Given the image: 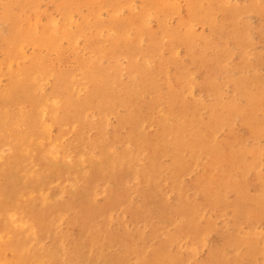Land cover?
<instances>
[{
	"label": "rangeland",
	"instance_id": "obj_1",
	"mask_svg": "<svg viewBox=\"0 0 264 264\" xmlns=\"http://www.w3.org/2000/svg\"><path fill=\"white\" fill-rule=\"evenodd\" d=\"M96 1L0 0V46H2L0 49V92H2L0 93L2 94L0 96V105H2L0 106V119L8 115L4 119L10 120L21 117V114L25 112L32 113L34 111L30 95L27 93H15L14 95L11 93L10 96L8 90H10L11 76L20 77L19 73H23L28 68L35 70L32 77L34 76L36 81L41 80L37 81L40 84V92L39 90L34 92L33 96L44 97L45 102L48 103L55 101L56 107L52 103L50 106L58 110L57 116H61V111L65 108V101L62 96L66 94L67 88L66 83L61 81L59 76L71 74L74 77V91L82 89L80 98L87 100L86 97L92 95V84L96 83L93 81L95 70L92 71L91 69L97 66L98 71L101 69L103 72L101 74L102 72L99 71V76H115L116 80L118 79L109 96L119 95V89L124 88L126 84L131 85L132 89L130 90L132 91L140 89V97L131 95L129 99L132 101L130 104L132 103L131 105L134 106L135 114L133 113V115L139 117L140 126L143 129L139 127V132L132 134L133 121L131 120L133 115L129 108L130 105L124 102L120 105V102L117 103L113 100L115 98H111L108 102H113L115 109L112 108L111 112H105L103 102L100 99L95 97V100L92 98L93 101L90 99V102L94 103L87 116L93 125L95 124V127L93 126L94 130L91 128L88 132L89 141H86L83 134L78 131V127L71 123L62 126L55 124L50 128L52 141L47 144V147H43L47 150L51 149L52 154L46 153L42 148L36 151L23 147L24 150H22L20 146H17L16 155L23 159L22 162L21 159L18 160L17 156H15L17 159L15 163L5 166L4 162H0V168H4V170H0V205L5 203L7 196L8 204L15 202L13 205H9L12 211H18L20 214L25 213L23 209L19 208L18 200L12 198V193L20 180L18 176H21L25 172L24 170L30 166L28 168L33 169L34 173L31 172V177L26 180V183L42 187L39 189L41 192L38 193L47 194L50 191L47 195L51 196L54 202H52L51 208L47 209L52 214L57 215L55 212H58L59 218L66 214L60 218V221L64 223L62 224V231H64V226L67 223L71 221L77 223L80 217H86V211H80V209L91 207L98 213L95 223V226L99 227L97 230H100L98 235L96 230L92 229L82 240V238L78 239L75 236L78 233L75 231L73 237L65 239L69 253L68 259H71L69 262L66 258L67 264H124L127 262L128 264H264V206L261 205L260 208V203H264V136H257L264 134L261 127L264 122V108L263 111L261 109L260 111L259 109L256 110L258 108L256 103L264 100V0H165V4L161 2L162 0ZM69 16L71 19L66 21V17ZM14 19H19L21 31L29 32L37 40L18 41L16 51L13 53L11 52L13 48L11 43L15 39L14 31H16ZM53 23H55L53 34L55 40L50 38L49 42V38L45 37V31ZM32 31H35L36 34ZM69 38L71 39L69 40ZM88 39L90 40L87 41ZM69 41L70 43H68ZM88 42L92 43L93 46L91 47ZM57 43L60 46H57ZM95 45L103 48L104 54L100 48L96 49ZM93 47L95 50L92 49ZM101 54L102 56L99 58L98 55ZM22 63L26 65H22ZM145 63H147L146 66ZM7 64L11 66L8 65L7 68ZM132 66L137 67L138 70L136 72L129 71ZM142 67L146 68L144 70L149 71L151 76L154 74L152 78L157 82V89L154 92H145L146 90L142 87L145 85L143 75L145 77L147 75ZM153 68L156 73H154ZM158 68L162 69L159 70ZM104 69L107 73L104 72ZM46 70L53 72V76L49 72L46 74ZM133 74L136 75L133 77ZM119 84H122L120 88ZM170 93L179 97L174 104L168 100ZM7 94L11 99H6ZM134 99L137 102H134ZM62 102L63 105H61ZM115 103H117L116 107ZM233 105H238L239 111L231 114L229 108ZM45 107H41V110L46 113L47 119H50L49 107ZM124 107L125 110H123ZM115 111L119 113H115ZM104 113L108 116H105ZM121 115H124V120H122ZM217 115L226 118L223 122H219L216 119ZM93 116L96 117L93 118ZM2 119L0 121H3ZM100 119L102 121L106 119L110 125L108 124L104 128L103 133L106 134L103 139L98 136L101 142L94 144L92 137L96 136L95 130L97 124L101 123ZM20 123V129L23 132L25 125ZM128 123L131 125L129 126ZM175 126L189 130L186 134L183 133L187 146H177L174 134L170 135L169 138L172 139L168 138V142L163 141L162 131L171 132ZM194 134L198 136L197 139ZM61 136L63 137L61 138ZM56 139L59 141H55ZM60 143L62 144L60 145ZM49 144L53 145H51L52 148ZM83 145L87 147L85 148ZM126 145L131 146H127V151ZM1 147H3L1 148L2 151L8 150L4 145ZM110 148L112 149L109 151ZM160 152L162 153L160 154ZM222 153H232L238 167H230L228 163L222 160H219V164L215 165L214 161L218 160ZM199 154H203L202 157ZM180 157L182 158L180 159ZM79 158L80 160H78ZM53 159L58 163L54 164ZM77 160L80 163V170L71 168V165ZM41 166L48 172L43 171ZM84 168H87V171ZM6 169L9 171L15 169V172L7 173L5 172ZM168 169L170 170L168 171ZM19 172L22 173L19 174ZM184 173H186V177ZM14 174L17 176L12 179ZM23 176L24 174L22 178ZM120 177L121 179H118ZM66 179L70 181L68 182ZM111 180H115V183ZM124 181L128 182L129 186ZM48 183L51 186H48ZM168 183L171 186H168ZM114 184L119 187L114 186ZM185 185L188 187L186 188ZM212 191L213 193H211ZM94 192L99 193L97 194L98 197L95 195L96 200ZM85 194L89 197L88 201L87 198L85 199ZM42 201V198L36 195L32 201L30 200L26 204L31 205L32 203V206L42 210ZM139 202H142L140 203L142 205ZM113 209H116L114 214L112 213ZM239 210L241 211L239 212L240 215L238 214ZM242 212H244V216H242ZM258 213H261L259 218H257ZM110 219L112 220L110 221ZM64 220L67 221L64 222ZM73 228L76 230V225ZM145 229L146 231H143ZM109 235L110 239L108 240ZM91 246L93 247L90 248ZM130 246L131 249H129ZM190 246L194 247L191 248ZM135 250L137 254L139 253V257L136 256ZM83 259L86 260V263Z\"/></svg>",
	"mask_w": 264,
	"mask_h": 264
},
{
	"label": "bare ground",
	"instance_id": "obj_2",
	"mask_svg": "<svg viewBox=\"0 0 264 264\" xmlns=\"http://www.w3.org/2000/svg\"><path fill=\"white\" fill-rule=\"evenodd\" d=\"M70 1V0H69ZM97 1H99V0H97ZM96 1V2H97ZM161 2H163V4H165V0H162ZM95 4V3H94ZM100 4V3H99ZM97 5H98V3H97ZM96 8V7H95ZM79 9V8H78ZM189 9V8H188ZM215 10V9H214ZM38 11V10H37ZM208 11V10H207ZM196 12V11H195ZM80 13V12H79ZM196 14V13H195ZM38 15V14H37ZM83 16V15H82ZM84 17V16H83ZM88 17V16H87ZM198 17V16H197ZM198 18H200V17H198ZM66 21H69L70 19H71V16H69V17H66ZM15 21H14V23H15V27H16V31H14V35H15V39H14V41H12L13 43H11L12 45H13V48H12V50H11V52H15L16 51V48H17V46H16V44H17V42L19 41V42H22V41H26V40H33V41H36L37 39L35 38V37H33V35H31L29 32H25V31H21L20 29H19V19L17 20V19H14ZM38 20V19H37ZM227 20H229V19H227ZM22 21V20H21ZM148 21V20H147ZM133 22V21H132ZM24 23V22H23ZM22 23V24H23ZM21 24V25H22ZM32 25V24H31ZM54 25H55V23H53V24H50V26H48V28L46 29V31H45V37L46 38H49V42H50V38H53L54 37ZM75 25V24H74ZM31 28V27H30ZM102 28V27H101ZM37 29V28H36ZM81 29V28H80ZM33 30H35V29H33ZM30 32H31V30H30ZM33 32V31H32ZM42 32V31H41ZM33 33H35V31L33 32ZM32 33V34H33ZM44 33V32H43ZM36 34V33H35ZM66 34V33H65ZM69 34H71V33H69ZM13 35V36H14ZM38 35V34H37ZM84 35V34H83ZM88 35V34H87ZM97 35V34H96ZM69 37H70V35H69ZM73 37V36H72ZM93 37H94V35H93ZM90 38V37H89ZM91 38H92V36H91ZM95 38H96V36H95ZM94 38V39H95ZM54 39V38H53ZM68 38H66V40H67ZM71 38H69V40H70ZM40 40V39H39ZM55 40V39H54ZM64 40V39H63ZM73 40V39H72ZM75 40V39H74ZM90 39H88L87 41H89ZM57 41V40H56ZM56 41H54V42H56ZM68 41V40H67ZM93 42H94V40H92ZM118 42H119V40H117ZM11 42V41H10ZM54 42H52V43H54ZM24 43V42H23ZM38 43V42H37ZM68 43H70V41L68 42ZM6 44V43H5ZM4 44V45H5ZM35 44V43H34ZM48 44V43H47ZM76 44H77V42H76ZM86 44V43H85ZM88 44H90V42H88ZM92 44V43H91ZM90 44V46L92 47L93 45H91ZM95 44V43H94ZM23 45V44H22ZM22 45H20V46H22ZM28 45V44H27ZM32 45V44H31ZM36 45V44H35ZM54 45V44H53ZM57 46H60V44L58 45V43L56 44ZM75 45V44H74ZM119 45V44H118ZM117 45V46H118ZM6 46V45H5ZM71 46V45H70ZM89 46V47H90ZM1 47L2 46H0V49H1ZM6 47H9V46H6ZM12 47V46H11ZM45 47V46H44ZM49 47V46H48ZM78 47H79V45H78ZM86 47H87V45H86ZM94 47H96V45L94 46ZM94 47L92 48V49H94ZM113 47V46H112ZM116 47V46H115ZM21 48V47H20ZM47 48V47H46ZM52 48V47H51ZM54 48V47H53ZM57 48V47H56ZM55 48V49H56ZM88 48V47H87ZM97 48H100V47H96V49ZM8 49V48H7ZM55 49H53L54 51H55ZM101 49V48H100ZM103 49V48H102ZM101 49V50H102ZM58 50V49H57ZM84 50H85V48H84ZM95 50V49H94ZM3 51V50H2ZM1 51V52H2ZM22 51V50H21ZM20 51V52H21ZM66 51V50H65ZM73 51H74V49H73ZM79 51V50H78ZM87 51H89V50H87ZM86 51V52H87ZM91 51H93V50H91ZM98 51H99V49H98ZM103 51V50H102ZM110 51H111V49H110ZM3 52H5V51H3ZM19 52V53H20ZM95 52V51H94ZM26 53V52H25ZM78 53V52H77ZM7 54V53H6ZM11 54V53H10ZM16 54V53H15ZM21 54V53H20ZM39 54V53H38ZM52 54V53H51ZM54 54V53H53ZM67 54V53H66ZM71 54V53H70ZM92 54V53H91ZM103 54H104V51H103ZM79 55V54H78ZM12 56V55H11ZM18 56V55H17ZM43 56V55H42ZM85 56V55H84ZM87 56V55H86ZM102 56V54L99 56L98 55V57L100 58ZM35 57V56H34ZM88 57H89V55H88ZM88 57H87V59H88ZM113 57V56H112ZM159 58H160V56H158ZM4 58H5V56H4ZM8 58V57H7ZM26 58V57H25ZM32 58V57H31ZM36 58V57H35ZM41 58H43V57H41ZM8 59H10V58H8ZM29 59V58H28ZM57 59V58H56ZM70 59H71V57H70ZM83 59V58H82ZM82 59H80V60H82ZM95 59H96V57H95ZM104 59V58H103ZM127 59V58H126ZM15 60V59H14ZM17 60V59H16ZM35 60V59H34ZM33 60V61H34ZM37 60V59H36ZM91 60V59H90ZM100 60H102V59H100ZM100 60H99V62H100ZM119 60H120V58H119ZM11 61V60H10ZM9 61V62H10ZM27 61V60H26ZM95 61V60H94ZM98 61V60H97ZM103 61V60H102ZM109 61H110V59H109ZM112 61V60H111ZM133 61V60H132ZM147 61V60H146ZM7 62H8V60H7ZM15 62V61H14ZM36 62V61H35ZM40 62V61H39ZM47 62V61H46ZM77 62V61H76ZM83 62V61H82ZM87 62V61H86ZM99 62H97V63H99ZM135 62H137V61H135ZM6 63V62H5ZM17 63H18V61H17ZM31 63H33V62H31ZM92 63V62H91ZM104 63V62H103ZM147 63H149V62H147ZM147 63H145V66H146V64ZM3 64V63H2ZM1 64V65H2ZM10 64V63H9ZM9 64H7V68L9 67V66H11V65H9ZM24 63H22V65H23ZM28 64V63H27ZM61 64V63H60ZM64 64V63H63ZM74 64V63H73ZM82 64V63H81ZM5 65V64H4ZM9 65V66H8ZM21 65V66H22ZM26 64H24V66H25ZM31 65V64H30ZM34 65H35V63H34ZM70 65V64H69ZM89 65V64H88ZM133 65V64H132ZM17 66V65H16ZM20 66V67H21ZM61 66V65H60ZM79 66V65H78ZM83 66H84V64H83ZM90 66H91V64H90ZM99 66H100V64H99ZM104 66V65H103ZM102 66V67H103ZM130 66V65H129ZM144 66V67H145ZM148 66V65H147ZM4 67V66H3ZM6 67V66H5ZM36 67V66H35ZM55 67V66H54ZM63 67V66H62ZM71 67V66H70ZM97 67V66H96ZM96 67H94V68H96ZM105 67H106V65H105ZM104 67V68H105ZM124 67V66H123ZM149 67V66H148ZM152 67V66H151ZM150 67V68H151ZM6 68V69H7ZM12 68V67H11ZM15 68H18V67H15ZM41 68V67H40ZM48 68V67H47ZM59 68V67H58ZM80 68V67H79ZM82 68H84V67H82ZM87 68V67H86ZM91 69L92 71H94L95 70V72L93 73V75H95L94 76V78H93V81L94 82H96L95 84H92L93 85V89H91V91H92V95L91 96H87L86 98H87V100H82L80 97H81V93H82V89H79V90H77V91H74V87H73V79H74V77L71 75V74H66V75H60L59 76V79H61V81H63V82H65L66 83V88H67V92H66V94H64L62 97L64 98V101H65V108L61 111V116L60 115H56V112H58V110H56L54 107H52V106H50L51 105V103L54 105L55 104V101L54 102H45V98L43 97V98H41V97H35V96H33V93L34 92H37L38 90H39V92H40V84L39 83H37V81H36V78H34V76L32 77V75H33V73H34V71L35 70H33V69H31V67H30V69L31 70H29V68L28 69H26V70H24L23 71V73L21 72V73H19L20 75V77H17L16 75H14V76H11V85H9V88H10V90H8V91H10V96H11V93H13V95L16 93V94H20V93H22L23 94V92L24 93H27L28 95H30V101L32 102V104H33V106H34V111L32 112V113H23V114H21L22 116L21 117H15L14 119H12L11 118V116H10V120H5L4 118H6V117H4L2 120L3 121H0V162L2 163V162H4V164H5V166H6V164H11V163H15V160H17V159H15V156H17L16 155V148H17V146H20V148H22V150H24L23 149V147L24 148H27V149H29V150H36V151H38V149L39 148H42L46 153H48V154H52V151H50V150H47V149H44L43 147H47V144L49 143V142H51L52 141V137H51V131H50V128H52V126H54L55 124L56 125H68L69 123H71L72 125H74L75 127H78V131L81 133V134H83V136H84V139L86 140V141H89L88 140V137H89V130L95 125H93V122H91L89 119H88V116H87V114H88V111H90L91 110V108H93V103L92 102H90V99H92V98H97V99H100L101 100V102H103V108H104V110H105V112H111L112 111V108H114L113 106H114V103L113 102H108V100L110 99L111 100V98H115V99H113L114 101H116L117 103L118 102H120V105L121 104H123L122 102H124L125 104H127V105H130V111H131V114L133 115V113H134V106H132L131 104H130V102H132V101H130V99H129V97L132 95V96H136V97H140L139 95L141 94L140 93V89L139 90H136V91H132V90H130V89H132L131 88V85L129 84V85H125L124 86V88H121V89H119L120 91H119V95H116V94H113V95H111V96H109L110 95V93H111V91H113L114 90V84H116V82H117V80H116V78H115V76L114 77H102V76H99V71H100V73L102 72L101 71V69H99V71H98V68H96V69ZM143 68V67H142ZM14 69V68H13ZM38 69V68H37ZM36 69V70H37ZM43 69V68H42ZM66 69V68H65ZM85 69V68H84ZM103 69V68H102ZM144 69H146V68H143V70ZM149 69V68H148ZM154 69V68H153ZM159 70H161L160 68H158ZM1 70V69H0ZM50 70V69H49ZM49 70H46V74H49V73H51V71H49ZM58 70V69H57ZM73 70V69H72ZM106 69H104V72L105 73H107L106 71H105ZM132 70V72H136L138 69H137V67H135V66H132L131 67V69L129 70V71H131ZM150 70V69H149ZM156 70H157V68H156ZM7 71V70H6ZM59 71V70H58ZM79 71V70H78ZM83 71V70H82ZM90 71V70H89ZM140 71V70H139ZM145 71V70H144ZM154 71H155V69H154ZM15 72V71H14ZM18 72V71H17ZM40 72H43V71H41L40 70ZM49 72V73H48ZM56 72V71H55ZM63 72H64V70H63ZM63 72H62V74H63ZM79 72H81V71H79ZM123 72H125V71H123ZM157 72H158V70H157ZM44 73V72H43ZM42 73V74H43ZM58 73H60V72H58ZM76 73V72H75ZM83 73V72H82ZM143 73V72H142ZM145 74H147L146 75V77L143 75V83L145 84V85H143L142 87H143V89L144 90H146L145 92H148V93H150V92H154V90L155 89H157V86H156V84H157V82H156V80H154V78H152L153 77V75L151 76V73L149 72V71H145L144 72ZM154 73H156V71L154 72ZM162 73V72H161ZM3 74V73H2ZM1 74V75H2ZM4 74H5V72H4ZM8 74H9V72H8ZM8 74H6V75H8ZM16 74V73H15ZM53 74V72L51 73V75ZM74 74V73H73ZM87 74V73H86ZM101 74H103V72L101 73ZM136 74H138V73H136ZM136 74H133V77H134V75H136ZM56 75V74H55ZM54 75V76H55ZM85 75V74H84ZM105 75V74H104ZM138 75H140V74H138ZM163 75V74H162ZM3 76V75H2ZM36 76V75H35ZM46 76V75H45ZM53 76V75H52ZM56 76H58V75H56ZM109 76H110V74H109ZM161 76V75H160ZM6 77V76H5ZM86 77V76H85ZM117 77V76H116ZM121 77H124V76H121ZM126 77V76H125ZM129 77V76H128ZM142 77V76H141ZM156 78H157V76H155ZM167 77V75L165 76V78ZM8 78H10V77H8ZM56 78V77H55ZM58 78V77H57ZM105 78V79H104ZM119 78V77H118ZM135 78H136V76H135ZM159 78H161V77H159ZM43 79H45V78H43ZM51 79V78H50ZM88 79V78H87ZM90 79H91V77H90ZM128 79V78H127ZM41 80V79H40ZM39 80V81H40ZM57 80V79H56ZM122 80V79H121ZM158 80H160V79H158ZM166 80V79H165ZM38 81V82H39ZM58 81V80H57ZM120 81V80H119ZM118 81V82H119ZM42 82V81H41ZM59 82V81H58ZM76 82V81H75ZM162 82V81H161ZM45 83V82H44ZM102 83H105L104 85H100V84H102ZM123 83H125V82H123ZM122 83V84H123ZM127 83V82H126ZM129 83V82H128ZM163 83V82H162ZM165 83V82H164ZM122 84H119V88H120V85H122ZM168 84H169V82H168ZM167 84V85H168ZM6 85H7V83H6ZM76 85V84H75ZM81 85V84H80ZM83 85H84V83H83ZM86 85H88V84H86ZM96 85V86H95ZM124 85V84H123ZM134 85V84H133ZM132 85V86H133ZM1 86V85H0ZM45 86V85H44ZM113 86V87H112ZM166 86V85H165ZM5 87V86H4ZM43 87V86H42ZM87 87V86H86ZM116 87V86H115ZM134 87V86H133ZM142 87H140V88H142ZM3 88V87H2ZM7 88V87H6ZM61 88H62V86H61ZM90 88V87H89ZM138 88V87H137ZM4 89V88H3ZM118 89V88H117ZM5 90V89H4ZM44 90V89H43ZM3 91V90H2ZM132 91V92H131ZM141 91H143V90H141ZM4 92H6V90L4 91ZM170 92H172V91H170ZM0 93H2V92H0ZM7 93V92H6ZM41 93H43V92H41ZM116 93V92H115ZM121 93V94H120ZM159 94V93H158ZM46 95V94H45ZM47 95H48V93H47ZM46 95V96H47ZM143 95V94H142ZM151 95V94H150ZM155 95V94H154ZM0 96H2V94H0ZM8 94L6 95V99H11V97H10ZM84 96V95H83ZM5 97V96H4ZM15 97V96H14ZM152 97V96H151ZM151 97H150V99H151ZM48 98H49V96H48ZM95 98H94V100H95ZM178 98L179 97H177L176 95H174L173 93H170L169 94V101L170 102H172L173 104L178 100ZM14 99V98H13ZM12 99V100H13ZM55 99V98H54ZM58 100V99H57ZM56 100V101H57ZM135 100V99H134ZM143 100V99H142ZM141 100V101H142ZM14 101V100H13ZM53 101V100H52ZM91 101H93V99L91 100ZM144 101V100H143ZM142 101V102H143ZM8 102V101H7ZM57 102H59V101H57ZM61 102V101H60ZM99 102V101H98ZM134 102H137V100H135ZM133 102V103H134ZM149 102V101H148ZM147 102V103H148ZM162 102V101H161ZM2 103V102H1ZM117 103H115V107H116V104ZM152 103H155V102H152ZM11 104V103H10ZM58 104V103H57ZM60 104V103H59ZM112 106H111V105ZM257 105H258V108H256V110L257 109H259V111H260V109L263 111V108H264V100L262 99V101H259L258 103H256ZM9 105V104H8ZM16 105H18V104H16ZM15 105V106H16ZM61 105H63V102H62V104ZM0 106H2V105H0ZM14 106V107H15ZM19 106H21V105H19ZM24 106V105H23ZM28 106V105H27ZM45 106H48L49 107V110H50V119H47L48 117H46V113H44L43 112V110H41V107H45ZM55 106V105H54ZM5 107V106H4ZM12 107V106H11ZM56 107V106H55ZM59 107V106H58ZM120 107V106H119ZM122 107V106H121ZM2 109H3V107H1ZM13 108V107H12ZM11 108V109H12ZM20 108V107H19ZM24 108H26L25 106H24ZM101 108V107H100ZM159 108V107H158ZM1 109V110H2ZM45 109H46V107H45ZM55 109V110H54ZM115 109V108H114ZM121 109V108H120ZM230 111L229 112H231V114H232V112H235V111H239V107H238V105L236 106V105H233V106H230ZM5 110V109H4ZM9 110V109H8ZM21 110V109H20ZM30 110V109H29ZM41 110V111H40ZM123 110H125V107H124V109ZM3 111V110H2ZM45 111V110H44ZM158 111V110H157ZM261 111V112H262ZM6 112V111H5ZM9 112V111H8ZM21 112V111H20ZM96 112V111H95ZM99 112V111H98ZM119 113L118 111H115V113ZM258 112V111H257ZM7 113V112H6ZM5 113V114H6ZM123 113V112H122ZM125 113V112H124ZM7 114H9V113H7ZM60 114V113H59ZM94 114V113H93ZM105 114V116H108L106 113H104ZM135 114V113H134ZM160 114H162L161 112H160ZM111 115H113V114H111ZM115 115V114H114ZM127 115V114H126ZM122 116V118H123V116L124 115H121ZM96 117V116H95ZM94 116H93V118H95ZM101 117V116H100ZM114 117V116H113ZM116 117V116H115ZM114 117V118H115ZM147 117H149V116H147ZM92 118V119H93ZM99 118V117H98ZM117 118V117H116ZM133 118V119H132ZM132 120L131 121H133L132 123H133V127L131 128L132 129V134H136V133H138L139 132V127L140 128H142L141 126H140V119H139V117H137V116H132ZM226 118V117H225ZM225 118L224 117H222V116H220V115H217V117H216V119L217 120H219V122H223L224 120H225ZM0 119V120H1ZM9 119V118H8ZM126 119H128V118H126ZM148 119V118H147ZM215 119V118H214ZM101 120V119H100ZM116 120V119H115ZM122 120H124V118L122 119ZM144 120V119H143ZM150 120V119H149ZM148 120V121H149ZM227 121V120H226ZM19 122H21L20 124H24L25 125V127H24V131L23 132H21V129H20V126L21 125H19ZM98 122V121H97ZM64 123V124H63ZM119 123H120V120H119ZM130 123V122H129ZM129 123H128V125H129ZM229 123V122H228ZM22 124V125H23ZM108 121H106V119L104 120V121H102L101 120V123H99V124H97V129L95 130L96 131V136H93L92 138V140L95 142L94 144H96V143H98V142H101L98 138H100L101 137V139H103L104 137V135L106 134H104L103 133V130H104V128H106L107 126H108ZM142 124V123H141ZM224 124V123H223ZM107 125V126H106ZM110 125V124H109ZM116 125H117V123H116ZM131 125V124H130ZM129 125V126H130ZM143 125H144V122H143ZM115 126V125H114ZM113 126V127H114ZM120 126V125H119ZM118 126V127H119ZM124 126V125H123ZM145 126V125H144ZM223 126V125H222ZM225 126V125H224ZM228 126V125H227ZM95 127V126H94ZM110 127V126H109ZM112 127V126H111ZM117 127V128H118ZM261 127L263 128V130H264V122H263V125H261ZM22 128V127H21ZM125 128V127H124ZM150 128V127H149ZM155 128V127H154ZM170 128H172V127H170ZM58 129V128H57ZM93 129V128H92ZM113 129V128H112ZM143 129V128H142ZM153 129V128H152ZM94 130V129H93ZM145 130V129H144ZM58 131V130H57ZM92 131V130H91ZM106 131V130H105ZM108 131V130H107ZM116 132H118V130H115ZM126 131H127V129H126ZM147 131V130H146ZM187 131L189 132V130L186 128V129H184L183 127H181V126H175L174 128H173V130L171 131V132H169V131H167V130H163L162 131V137H163V141H166V142H168L167 140H169L170 138V135H175L176 137V143H177V146H179V147H184V146H187L186 145V139L183 137V133H187ZM149 132V131H148ZM52 133H53V131H52ZM56 133V132H55ZM70 133H71V131H70ZM109 134H110V132H108ZM113 133V132H112ZM220 133V132H219ZM76 134V133H75ZM79 134V133H78ZM119 134H121V133H119ZM154 134V133H153ZM221 134V133H220ZM53 135V134H52ZM68 135V134H67ZM94 135H95V133H94ZM122 135H124V134H122ZM121 135V136H122ZM127 135V134H126ZM55 136V135H54ZM64 136V135H63ZM63 136H61V138L63 137ZM98 136H100V137H98ZM107 136V135H106ZM154 136V135H153ZM192 136V135H191ZM215 136V135H214ZM257 136H264V134H261V135H257ZM112 137V136H111ZM124 137V136H123ZM129 137V136H128ZM194 137L197 139L198 138V136H196L195 134H194ZM79 138V137H78ZM169 138V139H168ZM216 138V137H215ZM215 138H213V139H215ZM258 138V137H257ZM121 139V138H120ZM172 139V138H171ZM170 139V140H171ZM217 139V138H216ZM62 140V139H61ZM60 140V141H61ZM107 140V139H106ZM54 141V140H53ZM55 141H59V139H56ZM66 141V140H65ZM83 141V140H82ZM152 141V140H151ZM216 141V140H215ZM33 142V143H32ZM62 142V141H61ZM117 142V141H116ZM129 142V141H128ZM32 143V144H31ZM56 143V142H55ZM79 143V142H78ZM119 143V142H118ZM123 143V142H122ZM126 143V142H125ZM233 143V142H232ZM236 143V142H235ZM53 144V143H52ZM51 144V145H52ZM62 143H60V145H61ZM93 144V145H94ZM146 144V143H145ZM166 144H168L169 145V143H166ZM190 144V143H189ZM5 146V147H7V151H2L1 150V148H3V147H1V146ZM50 145V144H49ZM50 145V146H51ZM59 145V144H58ZM130 145V144H129ZM129 145H126V147L127 146H129ZM142 145V144H141ZM156 145V144H155ZM159 145V144H158ZM157 145V146H158ZM235 145V144H234ZM243 145V144H242ZM53 146V145H52ZM52 146H51V148H52ZM55 146V145H54ZM85 148L87 147V146H85V145H83ZM89 146V145H88ZM112 146V145H111ZM119 146H121V145H119ZM124 146H125V144H124ZM133 146H135V145H133ZM145 146H147V144L145 145ZM165 146V145H164ZM172 146V145H171ZM49 147V146H48ZM116 147V146H115ZM118 147V146H117ZM125 147V148H126ZM129 147H131V146H129ZM155 147V146H154ZM174 147V146H173ZM238 147H240V146H238ZM57 148V147H56ZM60 148V147H59ZM58 148V149H59ZM79 148V147H78ZM120 148V147H119ZM167 148V147H166ZM49 149V148H48ZM95 149V148H94ZM93 149V150H94ZM112 148H110L109 149V151L111 150ZM115 149V148H114ZM141 149V148H140ZM144 149V148H143ZM179 149V148H178ZM177 149V150H178ZM181 149V148H180ZM184 149V148H183ZM186 149V148H185ZM28 150V151H29ZM42 150V151H43ZM61 150V149H60ZM128 150V147H127V149H126V151ZM137 150V149H136ZM158 150V149H157ZM161 150V149H160ZM191 150V149H190ZM204 150V149H203ZM21 151V150H20ZM55 151V150H54ZM63 151V150H62ZM88 151V150H87ZM86 151V152H87ZM92 151V150H91ZM95 151V150H94ZM140 151V150H139ZM180 151V150H179ZM22 152V151H21ZM24 152V151H23ZM35 152V151H34ZM59 152H61V151H59ZM67 152V151H66ZM114 152V151H113ZM137 152H138V150H137ZM146 152V151H145ZM148 152V151H147ZM146 152V153H147ZM154 152H155V150H154ZM169 152V151H168ZM201 152V151H200ZM262 152H263V150H262ZM43 153V152H42ZM55 153H57V152H55ZM129 153V152H128ZM127 153V154H128ZM157 153V152H156ZM156 153H154V154H156ZM162 152H160V154H161ZM179 153V152H178ZM253 153V152H252ZM61 154V153H60ZM66 154V153H65ZM87 154V153H86ZM93 154V153H92ZM91 154V155H92ZM115 154H117V153H115ZM130 154V153H129ZM158 154V153H157ZM166 155L168 154V153H165ZM176 155H177V153H175ZM175 154H173V155H175ZM184 154H185V152H184ZM33 155V154H32ZM39 155V154H38ZM38 155H36V156H38ZM46 155V154H45ZM94 155V154H93ZM134 155V154H133ZM140 155H141V153H140ZM147 155H149L150 156V154H147ZM163 155V154H162ZM161 155V156H162ZM199 155H201V154H199ZM203 155V154H202ZM202 155H201V157H202ZM30 156V155H29ZM59 156V155H58ZM69 156H70V154H69ZM73 156V155H72ZM81 156V155H80ZM82 156H83V154H82ZM85 156V155H84ZM126 156V155H125ZM124 156V157H125ZM185 156V155H184ZM192 156H194V155H192ZM208 156V155H207ZM39 157V156H38ZM37 157V158H38ZM45 157V156H44ZM97 157V156H96ZM111 157V156H110ZM116 157V156H115ZM118 157V156H117ZM145 157V156H144ZM187 157V156H186ZM248 157V156H247ZM259 157V156H258ZM17 158H18V156H17ZM25 158V157H24ZM27 158V157H26ZM32 158V157H31ZM36 158V159H37ZM51 158H52V156H51ZM69 158V157H68ZM67 158V159H68ZM72 158V157H71ZM112 158V157H111ZM122 158V157H121ZM126 158V157H125ZM128 158H129V156H128ZM133 158V157H132ZM156 158V157H155ZM160 158V157H159ZM158 158V159H159ZM174 158V157H173ZM182 157H180V159H181ZM193 158V157H192ZM255 158H256V155H255ZM263 158H264V156H263ZM20 159H21V157L20 158H18V160L20 161ZM34 159V158H33ZM35 159V160H36ZM41 159V158H40ZM39 159V160H40ZM43 159V158H42ZM41 159V160H42ZM55 159H56V157H55ZM55 159H53V162H54V164H56V163H58L57 161H55ZM57 159H58V157H57ZM70 159V158H69ZM68 159V160H69ZM73 159H74V156H73ZM82 159H83V157H82ZM99 159V158H98ZM122 159H124V158H122ZM130 159V158H129ZM134 159V158H133ZM144 159V158H143ZM261 159V158H260ZM259 159V160H260ZM45 160H47V159H45ZM66 160V159H65ZM67 160V161H68ZM78 160H80V158L78 159ZM75 161V163L73 164V165H71V168H74V169H77V170H80V168H79V166H80V163H79V161ZM128 160V159H127ZM135 160V159H134ZM153 160V159H152ZM186 160V159H185ZM219 160H222L223 162H226V163H228V165L230 166V167H238V164H237V162H236V160H235V157H234V155L232 154V153H230V154H226V153H222V155H220L219 156V159L218 160H216V161H214V164L215 165H217V164H219ZM253 160V159H252ZM258 160V161H259ZM23 161V159H21V162ZM29 161H30V159H29ZM31 161H33V160H31ZM73 161V160H72ZM113 161V160H112ZM111 161V162H112ZM117 161H118V159H117ZM142 161H144V160H142ZM141 161V162H142ZM175 161V160H174ZM179 160L177 159V162H178ZM181 161V160H180ZM205 161V160H204ZM39 162V161H38ZM62 164H63V162L62 161H60ZM74 162V161H73ZM82 162H84V161H82ZM114 163H116L115 161H113ZM137 162V161H136ZM151 162V161H150ZM176 162V163H177ZM183 162H185V161H183ZM189 162V161H188ZM192 162V161H191ZM260 162V161H259ZM26 163V162H25ZM25 163H23V164H25ZM34 164H35V162H33ZM132 163H133V161H132ZM170 163V162H169ZM186 163H187V161H186ZM255 163V162H254ZM261 163V162H260ZM28 164V163H27ZM34 164H32V165H34ZM84 164V163H83ZM113 164V163H112ZM128 164H130V163H128ZM174 164V163H173ZM180 164V163H179ZM184 164V163H183ZM188 164V163H187ZM192 164V163H191ZM19 165V164H18ZM26 165V164H25ZM45 165V164H44ZM115 165V164H114ZM133 165H134V163H133ZM132 165V166H133ZM136 165V164H135ZM185 165V164H184ZM260 165V164H259ZM39 166V165H38ZM45 166H47V165H45ZM65 166V165H64ZM66 166L67 167H69V165H67L66 164ZM111 166H113V165H111ZM119 166H120V163H119ZM118 166V167H119ZM130 166V165H129ZM177 166V165H176ZM182 166V165H181ZM190 166V165H189ZM196 166V165H195ZM194 166V168H196ZM207 166V165H206ZM257 166V165H256ZM262 166V165H261ZM26 167V166H25ZM28 167H30V166H28ZM27 167V169L26 170H24L23 172L24 173H22V172H19V174L20 173H22L21 174V176H18L19 178H20V180L18 181V185L14 188V190H13V193H12V198L14 199V200H18V202H19V204L21 205H19V208H21V209H23L24 211H25V213L24 214H20L18 211H12L11 209H10V206L9 205H13L15 202H12V203H9L8 204V202H7V199H6V197H5V203H2V205H0V264H67L66 263V258L68 259V249H67V247H66V244H65V239L66 238H68V237H73V234H75V231H78V233L77 234H75V236L76 237H78V239H81L82 238V240L84 239V237L88 234V232L89 231H91L92 229H94V230H96V233H97V235L99 234V231L97 230V228H99L98 226L96 227L95 226V223H96V218H97V211L96 210H94L93 208H91L90 206V208L89 209H80V211L81 210H84V211H86L85 212V214H86V217L85 216H82V217H80L79 218V221H77V223H73V221H71V222H69V223H67L65 226H64V231H62V224H64L62 221H60V218H63V217H61V216H64V215H66V214H64V212H63V214L64 215H61L60 216V218H59V214H58V212H55L57 215H55V214H52V212L50 211V210H48L47 208H51V206H52V202H54L53 201V199L51 198V196H48L47 194L50 192H48L47 194H45V193H38V192H41V190L39 191V189L40 188H42V187H39V186H37V185H35V184H29V183H26V180L27 179H29L30 177H31V172L33 171V169H30V168H28ZM135 167V166H134ZM35 168V167H34ZM41 168H42V170L43 171H45V172H48V171H46V169H44V167L43 166H41ZM110 168V167H109ZM112 168V167H111ZM123 168V167H122ZM137 168H139V166H137ZM170 168V167H169ZM174 168H175V166H174ZM189 168H191V167H189ZM203 168V167H202ZM201 168V169H202ZM25 169V168H24ZM36 169V168H35ZM85 169V168H84ZM87 169V168H86ZM85 169V170H86ZM129 169H131V168H129ZM134 169V168H133ZM187 169V168H186ZM193 169V168H192ZM192 169H189L190 171L192 170ZM206 169H208V168H206ZM247 169V168H246ZM0 170H4V168L2 167V168H0ZM111 170V169H110ZM114 170V169H113ZM140 170V169H139ZM138 170V171H139ZM170 169H168V171H169ZM188 170V171H189ZM205 170V169H204ZM213 170V169H212ZM217 170V169H216ZM264 170V169H263ZM84 171V170H83ZM87 171V170H86ZM134 171H135V169H134ZM141 171V170H140ZM165 171V170H164ZM185 171H187V170H185ZM184 171V172H185ZM193 171V170H192ZM206 171V170H205ZM248 171V170H247ZM252 171V170H251ZM5 172H7V173H14L15 172V169L12 171V169L9 171V169H6L5 170ZM37 172V171H36ZM54 172V171H53ZM82 172V171H81ZM173 172V171H172ZM194 172V171H193ZM198 172V171H197ZM207 172V171H206ZM228 172V171H227ZM33 173H34V171H33ZM32 173V174H33ZM67 173V172H66ZM65 173V174H66ZM83 173V172H82ZM85 173V172H84ZM135 173V172H134ZM164 173V172H163ZM167 173V172H166ZM171 173V172H170ZM181 173V172H180ZM180 173H179V175H180ZM190 173V172H189ZM192 173V172H191ZM198 173H200V172H198ZM215 173V172H214ZM235 173H236V171H235ZM24 174V176H23V178H22V175ZM50 174V173H49ZM111 174V173H110ZM119 174V173H118ZM139 174H140V172H139ZM178 174V173H177ZM185 174V177H186V173H184ZM238 174V173H237ZM248 174V173H247ZM15 175V174H14ZM73 175V174H72ZM122 175V174H121ZM173 175V174H172ZM176 175V174H175ZM196 175V174H195ZM214 175V174H213ZM245 175V174H244ZM249 175V174H248ZM17 175H15V176H12L13 178L12 179H14L15 177H16ZM37 176H38V174H37ZM50 176V175H49ZM112 176V175H111ZM114 176V175H113ZM119 176V175H118ZM128 176V175H127ZM127 176H126V178H127ZM139 176V175H138ZM184 176V175H183ZM190 177H191V175H189ZM188 176V177H189ZM203 176H205V175H203ZM39 177V176H38ZM51 177V176H50ZM75 177V176H74ZM78 177V176H77ZM133 177H134V175H133ZM185 177H184V179H185ZM198 177V176H197ZM196 177V178H197ZM228 177H230V176H228ZM125 178V179H126ZM193 178V177H192ZM60 179V178H59ZM118 179H121V177L120 178H118ZM177 179H179V178H177ZM176 179V180H177ZM182 180H183V178H181ZM93 180V179H92ZM107 180H109V179H107ZM106 180V181H107ZM172 180V179H171ZM187 180V179H186ZM194 180V179H193ZM192 180V181H193ZM198 180V179H197ZM201 180V179H200ZM52 181V180H51ZM57 181H60V180H57ZM66 181H68L67 179H66ZM70 181V180H69ZM68 181V182H69ZM73 181V180H72ZM91 181V180H90ZM112 181V180H111ZM115 181V180H114ZM114 181H112V182H114ZM127 181H128V179H127ZM132 181H134V180H132ZM137 181H139V180H137ZM185 181V180H184ZM184 181H182V182H184ZM199 181V180H198ZM81 182V181H80ZM124 182H126V181H124ZM129 182V181H128ZM128 182H126V183H128ZM135 182H136V180H135ZM62 183H65V182H62ZM79 183V182H78ZM95 183H96V181H95ZM115 183V182H114ZM137 183V182H136ZM135 183V184H136ZM196 183V182H195ZM200 183L202 184V181H200ZM49 184V183H48ZM52 184V183H51ZM54 184V183H53ZM69 184V183H68ZM75 184V183H74ZM86 184V183H85ZM88 184V183H87ZM116 184H118L117 182H116ZM116 184H114V186L116 185ZM123 184V183H122ZM132 184V183H131ZM163 184V183H162ZM176 184V183H175ZM178 184V183H177ZM189 184H191V183H189ZM59 185V184H58ZM77 185V184H76ZM94 185V184H93ZM93 185H91V186H93ZM113 185V184H112ZM124 185V184H123ZM127 185V184H126ZM182 185H183V183H182ZM181 185V186H182ZM48 186H51L50 184L48 185ZM69 186H71V185H69ZM75 186V185H74ZM105 186V185H104ZM109 186V185H108ZM117 186V185H116ZM120 186H121V184H120ZM125 186V185H124ZM128 186H129V183H128ZM167 186V185H166ZM168 186H171V185H169V183H168ZM186 186V185H185ZM190 186V185H189ZM103 187V186H102ZM110 187V186H109ZM108 187V188H109ZM117 187H119V186H117ZM161 187V186H160ZM162 187H164V186H162ZM183 187H184V185H183ZM188 187V185L186 186V188ZM50 188V187H49ZM60 188V187H59ZM78 188V187H77ZM79 188H80V186H79ZM84 188H85V186H84ZM96 188H97V186H96ZM108 188H107V190H108ZM169 188V187H168ZM190 188V187H189ZM197 188V187H196ZM229 188H231V187H229ZM89 189H90V187H89ZM101 189V188H100ZM111 189V188H110ZM133 189V188H132ZM162 189V188H161ZM174 190H175V188H173ZM192 189V188H191ZM47 190H49V189H47ZM46 190V191H47ZM66 190V189H65ZM69 190H70V188H69ZM85 190V189H84ZM96 190V189H95ZM104 190H106V189H104ZM116 190V189H115ZM126 190V189H125ZM128 190V189H127ZM182 190V189H181ZM224 190V189H223ZM232 190H234V189H232ZM235 190H237V189H235ZM71 191V190H70ZM94 191V190H93ZM113 191H114V189H113ZM166 191V190H165ZM168 191V190H167ZM193 191V190H192ZM191 191V192H192ZM210 191V190H209ZM231 191V190H230ZM10 192V191H9ZM115 192V191H114ZM141 192V191H140ZM143 192V191H142ZM180 192V191H179ZM178 192V193H179ZM194 192H195V190H194ZM226 192V191H225ZM228 192V191H227ZM234 192H236V191H234ZM65 193V192H64ZM95 194H94V196L96 195L97 196V194H99L98 192H94ZM103 194L105 193V192H102ZM107 193H108V191H107ZM161 193V192H160ZM163 193H165V192H163ZM189 193V192H188ZM211 193H213V191L211 192ZM229 193V192H228ZM231 193V192H230ZM59 194V193H58ZM57 194V195H58ZM61 194V193H60ZM67 194V193H66ZM100 194H101V192H100ZM112 194H114V193H112ZM170 194V193H169ZM168 194V195H169ZM184 194V193H183ZM190 194V193H189ZM188 194V195H189ZM207 194V193H206ZM36 195H39L41 198H42V204H43V208H42V210H40V208H38V207H34V206H32V203H31V205L30 204H26V202H29L30 200L32 201V199H34L35 198V196ZM53 195V194H52ZM64 195V194H63ZM68 195V194H67ZM92 195H93V193H92ZM106 195V194H105ZM104 195V196H105ZM131 195V194H130ZM134 195V194H133ZM171 195V194H170ZM174 195V194H173ZM199 195V194H198ZM85 196V199L87 198V201L89 200V197L88 196H86V194L84 195ZM94 196H92V197H94ZM96 196H95V200H96ZM195 196V195H194ZM200 196V195H199ZM57 197H59L60 198V196H57ZM68 197V196H67ZM98 197V196H97ZM132 197V196H131ZM135 197V196H134ZM133 197V198H134ZM136 197H138V196H136ZM169 197V196H168ZM189 197V196H188ZM187 197V198H188ZM197 197V196H196ZM195 197V198H196ZM205 197V196H204ZM210 197V196H209ZM71 199H72V197H70ZM73 198H75V197H73ZM79 198V197H78ZM109 198V197H108ZM111 198V197H110ZM141 198V197H140ZM170 198V197H169ZM171 198H172V196H171ZM173 198H175V196H173ZM177 198V197H176ZM126 199V198H125ZM129 199V198H128ZM152 200H154V198H151ZM163 199V198H162ZM73 200V199H72ZM95 200H94V202H95ZM104 200V199H103ZM111 200V199H110ZM178 200V199H177ZM220 200V199H219ZM107 201V200H106ZM105 201V202H106ZM112 201V200H111ZM130 201H132V200H130ZM142 201V200H141ZM185 201V200H184ZM205 201V200H204ZM248 201V200H247ZM68 202V201H67ZM76 202H77V200H76ZM96 202H98V201H96ZM126 202V201H125ZM137 202V201H136ZM135 202V203H136ZM147 202V201H146ZM158 202V201H157ZM162 202V201H161ZM168 202V201H167ZM186 202V201H185ZM100 203V202H99ZM107 203V202H106ZM140 203H142V202H139V204ZM163 203V202H162ZM165 203V202H164ZM184 203V202H183ZM224 203V202H223ZM95 204V203H94ZM138 204V203H137ZM138 204V205H139ZM264 204V203H263ZM262 203H260V208H261V205L262 206H264ZM109 205V204H108ZM140 205H142V204H140ZM146 205V204H145ZM259 205V204H258ZM97 206H98V204H97ZM177 206V205H176ZM229 206H230V204H229ZM124 207H125V205H124ZM139 207V206H138ZM159 207V206H158ZM244 207V206H243ZM85 208V207H84ZM98 208H101V207H98ZM109 208V207H108ZM116 208V207H115ZM119 208V207H118ZM128 208V207H127ZM143 208V207H142ZM153 208V207H152ZM161 208H162V205H161ZM232 208V207H231ZM245 208V207H244ZM76 209V208H75ZM74 209V210H75ZM106 209V208H105ZM112 209V208H111ZM124 209V208H123ZM147 209H148V207H147ZM150 209V208H149ZM159 209H160V207H159ZM173 209H175V208H173ZM14 210H17V209H14ZM116 210V209H115ZM115 210L113 209V211H112V213L114 212L115 213ZM135 210V209H134ZM161 210V209H160ZM159 210V212H161ZM224 210H226V209H224ZM243 210V209H242ZM108 211H109V209H108ZM147 211V210H146ZM227 211V210H226ZM258 211H259V209H258ZM239 212H241L240 210L238 211V214H239ZM253 212V211H252ZM67 213V212H66ZM83 213V212H82ZM103 213H105V212H103ZM113 213V214H114ZM120 213V212H119ZM119 213H117L118 215H119ZM151 213V212H150ZM237 213V212H236ZM251 213V212H250ZM62 214V213H61ZM76 214V213H75ZM80 214V213H79ZM205 214V213H204ZM242 214V216H244V212H242L241 213ZM261 214V213H260ZM260 214L258 213L257 215V218H259V216H260ZM112 215V214H111ZM123 215V214H122ZM131 215V214H130ZM151 215V214H150ZM240 215V214H239ZM238 215V216H239ZM102 216V215H101ZM136 216V215H135ZM153 216V215H152ZM207 216V215H206ZM110 218H112V216H109ZM103 218H104V216H103ZM192 218V217H191ZM249 218V217H248ZM251 218V217H250ZM112 219H110V221H111ZM117 220V219H116ZM248 220V219H247ZM67 221V220H66ZM65 220H64V222H66ZM132 221H134V220H132ZM138 221V220H137ZM107 222H108V220H107ZM113 222V221H112ZM102 223V222H101ZM104 223V222H103ZM236 223V222H235ZM243 223V222H242ZM105 224V223H104ZM122 224V223H121ZM139 224V223H138ZM137 224V225H138ZM145 224V223H144ZM76 225V230H75V228H73L74 226ZM114 225V224H113ZM125 225H126V223H125ZM105 226V225H104ZM109 226V225H108ZM128 226V225H127ZM145 227V226H144ZM171 228V227H170ZM177 228V227H176ZM242 228V227H241ZM112 229V228H111ZM118 229V228H117ZM136 229V228H135ZM147 229V228H146ZM146 229L145 230H143V231H146ZM128 231V230H127ZM134 231V230H133ZM256 231V230H255ZM138 232V231H137ZM161 232V231H160ZM106 233V232H105ZM143 233V232H142ZM102 234V233H101ZM96 235V234H95ZM94 235V236H95ZM133 235V234H132ZM100 236V235H99ZM98 236V237H99ZM143 236V235H142ZM164 236V235H163ZM96 237V236H95ZM132 237V236H131ZM145 237V236H144ZM147 237V236H146ZM102 238H103V236H102ZM138 238H140V237H138ZM105 239V238H104ZM108 240L110 239V235H109V238H107ZM90 240H91V238H90ZM99 240V239H98ZM112 240V239H111ZM139 240V239H138ZM151 240H153V239H151ZM154 241V240H153ZM99 242H100V240H99ZM105 242H106V240H105ZM127 242V241H126ZM149 242V241H148ZM97 243V242H96ZM110 243V242H109ZM128 243V242H127ZM150 243V242H149ZM101 244V243H100ZM136 244V243H135ZM139 244V243H138ZM146 244V243H145ZM153 244V243H152ZM151 245V244H150ZM97 246V245H96ZM105 246V245H104ZM106 246H107V244H106ZM113 246V245H112ZM135 246V245H134ZM149 246V245H148ZM93 246H91L90 248H92ZM133 247V246H132ZM138 247H140V246H138ZM150 247V246H149ZM191 247V246H190ZM194 246H192L191 248H193ZM180 248V247H179ZM129 249H131V246L129 247ZM149 249V248H148ZM152 249V248H151ZM184 249V248H183ZM182 249V250H183ZM198 249V248H197ZM112 250V249H111ZM110 250V251H111ZM116 250V249H115ZM190 250H192V249H190ZM73 251V250H72ZM117 251H118V249H117ZM127 251H129V250H127ZM195 251V250H194ZM91 252V251H90ZM120 252V251H119ZM135 252V254H137L136 253V250L134 251ZM92 253V252H91ZM121 253V252H120ZM126 253H129V252H126ZM145 253V252H144ZM123 254V253H122ZM121 254V255H122ZM139 254V253H138ZM138 254L136 255V256H138ZM198 254V253H197ZM78 255V254H77ZM91 255V254H90ZM116 255V254H115ZM92 256H94V255H92ZM123 256V255H122ZM125 256V255H124ZM135 256V257H136ZM144 256V255H143ZM198 256H199V254H198ZM80 257H81V255H80ZM134 257V258H135ZM139 257V256H138ZM138 257H137V259H138ZM96 258V257H95ZM114 258V257H113ZM128 258H130V256L128 255ZM132 258V257H131ZM78 259H81V258H78ZM90 259V258H89ZM97 259H98V256H97ZM111 259V258H110ZM69 260V259H68ZM71 260V259H70ZM70 260H69V262H70ZM84 260V259H83ZM96 260V259H95ZM94 260V261H95ZM125 260V259H124ZM148 260V259H147ZM191 260V259H190ZM196 260H197V257H196ZM74 261V260H73ZM86 260H84V262H85ZM97 261V260H96ZM98 261H100V260H98ZM126 261V260H125ZM136 261V263H137V260H135ZM158 261V260H157ZM62 262V263H61ZM91 262V261H90ZM75 263V262H74ZM79 263V262H78ZM86 263V262H85ZM94 263V262H93ZM97 263V262H96ZM131 263V262H130ZM135 263V262H134ZM189 263V262H188ZM95 264V263H94ZM99 264V263H98ZM106 264V263H105ZM119 264V263H118ZM124 264H128V262L127 263H124Z\"/></svg>",
	"mask_w": 264,
	"mask_h": 264
}]
</instances>
